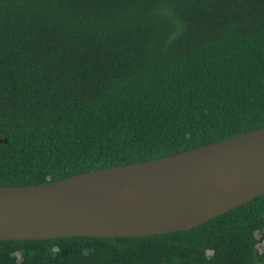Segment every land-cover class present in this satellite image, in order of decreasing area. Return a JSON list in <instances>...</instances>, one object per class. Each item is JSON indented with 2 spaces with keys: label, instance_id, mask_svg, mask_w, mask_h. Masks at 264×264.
Listing matches in <instances>:
<instances>
[{
  "label": "trees",
  "instance_id": "1",
  "mask_svg": "<svg viewBox=\"0 0 264 264\" xmlns=\"http://www.w3.org/2000/svg\"><path fill=\"white\" fill-rule=\"evenodd\" d=\"M261 128L264 0H0V185ZM263 240L264 194L168 234L0 240V264H264Z\"/></svg>",
  "mask_w": 264,
  "mask_h": 264
},
{
  "label": "water",
  "instance_id": "2",
  "mask_svg": "<svg viewBox=\"0 0 264 264\" xmlns=\"http://www.w3.org/2000/svg\"><path fill=\"white\" fill-rule=\"evenodd\" d=\"M0 143H8L1 138ZM246 151L264 158V128L181 153L95 169L29 186L0 185V240L60 237H143L190 230L264 194L246 184L229 206L221 200L234 160ZM172 179L163 215L135 216L125 190L139 180ZM4 213L26 221L5 222Z\"/></svg>",
  "mask_w": 264,
  "mask_h": 264
},
{
  "label": "bare ground",
  "instance_id": "3",
  "mask_svg": "<svg viewBox=\"0 0 264 264\" xmlns=\"http://www.w3.org/2000/svg\"><path fill=\"white\" fill-rule=\"evenodd\" d=\"M264 181V158L256 153L246 151L238 156L232 165L222 192L221 200L223 205L229 206L240 197V190L246 184H253ZM172 187V179L160 177L153 180H139L125 190L129 199V207L135 216L142 215H163L164 203ZM27 216L23 213H4L1 219L5 222L26 221Z\"/></svg>",
  "mask_w": 264,
  "mask_h": 264
},
{
  "label": "rangeland",
  "instance_id": "4",
  "mask_svg": "<svg viewBox=\"0 0 264 264\" xmlns=\"http://www.w3.org/2000/svg\"><path fill=\"white\" fill-rule=\"evenodd\" d=\"M257 237H260V233L257 232L256 233ZM258 248L261 250V251H264V240L261 241L259 244H258Z\"/></svg>",
  "mask_w": 264,
  "mask_h": 264
}]
</instances>
